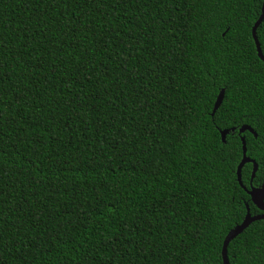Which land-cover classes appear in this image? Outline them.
Instances as JSON below:
<instances>
[{
    "label": "trees",
    "instance_id": "1",
    "mask_svg": "<svg viewBox=\"0 0 264 264\" xmlns=\"http://www.w3.org/2000/svg\"><path fill=\"white\" fill-rule=\"evenodd\" d=\"M263 2L0 0V264H224L264 214L222 139L260 136L261 187ZM228 259L264 264V220Z\"/></svg>",
    "mask_w": 264,
    "mask_h": 264
},
{
    "label": "water",
    "instance_id": "2",
    "mask_svg": "<svg viewBox=\"0 0 264 264\" xmlns=\"http://www.w3.org/2000/svg\"><path fill=\"white\" fill-rule=\"evenodd\" d=\"M264 15V2H263V6H262V14L261 16ZM262 51L261 49V45H260V49L258 52V56L259 58L261 59L260 55H259V52ZM262 58H264V56H262ZM262 61H264V59H261ZM224 97H225V90H222L217 98V101H216V104H215V107H214V110H213V113L216 114V112L219 110V108L221 107L223 101H224ZM212 113V114H213ZM243 129V134H245L247 131L248 132H251L253 134H255L256 136V133L255 131L249 127V126H244L242 127ZM225 131H228V130H225ZM223 131L222 132V139H224L223 137V133L225 132ZM240 134V132H239ZM246 141V139L243 137L242 139V143H243V159H242V162L240 163L239 167H238V181H239V184L240 186L250 195L251 197V200H252V203L262 212H264V182L262 184L261 187L259 188H255L252 183L256 177V174H257V171H258V165L257 163L250 159L248 157V155L245 157V152H244V142ZM247 164H253V172H252V177H251V183H250V189H248L243 181H242V171L244 169V167L247 165ZM241 165H243L241 167ZM264 220V214H260V215H256V216H253L250 212V209L248 207V212H247V215L245 217V219L243 220V222L239 225H237L236 227H234V229H232L229 234L227 235L226 239H225V242H224V247H223V260H224V264H230L229 263V259H228V248H229V245L230 243L235 240L238 236H240L242 233H244L253 223L255 222H258V221H262Z\"/></svg>",
    "mask_w": 264,
    "mask_h": 264
},
{
    "label": "snow or ice",
    "instance_id": "3",
    "mask_svg": "<svg viewBox=\"0 0 264 264\" xmlns=\"http://www.w3.org/2000/svg\"><path fill=\"white\" fill-rule=\"evenodd\" d=\"M262 25H264V15L260 16L257 21L255 22V24L253 25V27L250 29V37H248L245 40V44H248L249 41H251L252 43L255 44L257 51H259L260 49V45L262 43V41H264V27H262ZM259 55L262 58V56H264V51H260ZM212 123L213 125H215L217 128H219V125L217 124V120H216V115L215 113L212 114ZM243 128H237L236 126H231L229 127L228 131H225L223 133V144L225 145H229L230 143V134L232 136H235L237 131L240 132V138L243 139ZM256 139L259 141L260 140V136L258 134H256ZM261 144L264 145V141H261ZM249 150V146H248V142L245 141L244 142V152H245V157L247 156V152ZM230 155V153H229ZM243 165H241L242 167Z\"/></svg>",
    "mask_w": 264,
    "mask_h": 264
}]
</instances>
